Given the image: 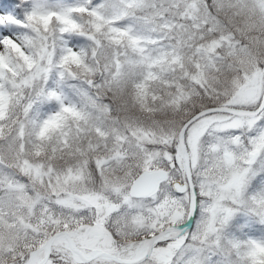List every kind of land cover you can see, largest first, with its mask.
<instances>
[{
  "label": "snow or ice",
  "instance_id": "6c2138e0",
  "mask_svg": "<svg viewBox=\"0 0 264 264\" xmlns=\"http://www.w3.org/2000/svg\"><path fill=\"white\" fill-rule=\"evenodd\" d=\"M0 264H264V0H0Z\"/></svg>",
  "mask_w": 264,
  "mask_h": 264
}]
</instances>
